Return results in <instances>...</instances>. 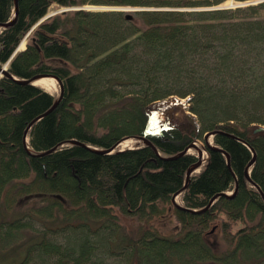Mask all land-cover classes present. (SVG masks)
Returning a JSON list of instances; mask_svg holds the SVG:
<instances>
[{
	"label": "trees",
	"instance_id": "1",
	"mask_svg": "<svg viewBox=\"0 0 264 264\" xmlns=\"http://www.w3.org/2000/svg\"><path fill=\"white\" fill-rule=\"evenodd\" d=\"M225 1L18 0L0 30V264H264V0L209 9ZM88 4L155 10L44 19ZM14 11L0 0V24ZM38 75L64 93L33 125L30 153L25 133L56 98L14 78ZM130 138L150 145L84 146ZM197 141L209 156L176 206ZM169 214L172 235L142 225L131 235L121 222Z\"/></svg>",
	"mask_w": 264,
	"mask_h": 264
},
{
	"label": "rangeland",
	"instance_id": "2",
	"mask_svg": "<svg viewBox=\"0 0 264 264\" xmlns=\"http://www.w3.org/2000/svg\"><path fill=\"white\" fill-rule=\"evenodd\" d=\"M257 1L260 0H254V1H250L251 3H255ZM246 2V1H245ZM244 2V3H245ZM249 2V1H248ZM247 3V2H246ZM239 5H244L242 1H236V0H226L225 2L221 3L220 5H216L213 6L211 8H222V9H231V8H236ZM84 8H86L87 10H108V9H125V10H134L136 8L134 7H130V6H108V5H93V4H88L85 5ZM60 8H52L50 10V13L56 12L58 11ZM2 28H0L1 30ZM24 43L22 45V47H24ZM54 94V93H52ZM167 108H159L156 110V112H154V114L156 115L155 121H158L160 123H162V116L167 112L166 111ZM188 113V112H187ZM165 124V122H164ZM205 139H207V141L209 143H211V135H205L204 136ZM121 148V147H120ZM194 149H199V152H202L203 154L206 152L203 148H204V143L202 141H197L195 143V145L193 144ZM195 153V152H192ZM197 155H200L197 153ZM201 157H203V155H200ZM201 165L196 166L195 168L191 169L192 172L194 173ZM229 195H232V191H229ZM175 202L177 203V205H182L183 201L181 199V196H175L174 198ZM122 225L125 228V230L130 233L131 235H136L137 234V230L139 226H144L145 228H154V229H158L159 231H161L163 234L166 235H172L177 233V231L179 230V224L176 220V218L173 216V214H169L167 217L165 218H156L153 219L152 221H138L137 218L135 217H124L122 220ZM212 243L214 242H222L221 239H210ZM99 257V256H98ZM45 262H48V258L45 257ZM99 261L102 264H123V262H125V259H123L122 257H110L108 255H100V259ZM103 261V262H102Z\"/></svg>",
	"mask_w": 264,
	"mask_h": 264
},
{
	"label": "water",
	"instance_id": "3",
	"mask_svg": "<svg viewBox=\"0 0 264 264\" xmlns=\"http://www.w3.org/2000/svg\"><path fill=\"white\" fill-rule=\"evenodd\" d=\"M17 2H18V0H15V13H14V16L11 18V20L9 21V22H7V23H3V24H0V28H6V27H8V26H10L13 22H14V20L16 19V16H17ZM259 2H262V1H259ZM80 9H83V7H72V8H62V9H59L58 11H56V12H53V13H49L44 19H46V18H49L50 16H53V15H55V14H57V13H60V12H63V11H69V10H80ZM108 10H118V9H108ZM121 10H125V9H121ZM140 10H146V9H134V11H140ZM43 19V20H44ZM9 73H8V71H7V65H5L3 68H0V76L1 75H8ZM41 77H52V76H48V75H38V76H36V77H34V78H32V79H29V80H18V79H16V78H14L16 81H20V82H24V83H28V84H33V85H36V84H34V81L36 80V79H38V78H41ZM54 77V76H53ZM54 78H56L58 81H59V84H60V94L58 95V96H56V101H55V103H54V105H53V107L49 110V111H47L45 114H43V115H41V116H39L38 118H36L30 125H29V127H28V129H27V131H26V133H25V139H24V143H25V146H26V148L28 149V151L30 152V153H33L30 149H29V146H30V132H31V130H32V127H33V125L36 123V122H38L44 115H46V114H48L54 107H56L57 105H58V103L61 101V99H62V97H63V93H64V86H63V83L61 82V80H59L57 77H54ZM208 136L209 135H211V136H213L214 135V133H209V134H207ZM140 140H142L144 143H145V145H150V142L147 140V139H145V138H140ZM206 141H207V139H206ZM71 144H80L78 141H71L70 142ZM66 145H69V143H63L61 146L63 147V146H66ZM120 145V143L117 145V146H114V147H112V148H110V149H95V148H92L91 146H89V145H86V144H84V146H86V147H88V148H90V149H92V150H95V151H98V152H101V153H105V154H113V153H117V152H122V151H124V150H122V149H118V146ZM195 145V144H194ZM191 147H193V144L191 145V146H189V148L187 149V151H189L190 149H191ZM212 148H213V146H211ZM133 149H136V148H133ZM202 154V152H200V155ZM200 157V161L198 162V164H196L193 168H195L196 166H198V165H201L202 164V162H201V156H199ZM227 159H228V155H227ZM253 162H254V160L251 162V164H253ZM193 168H191V169H193ZM189 170L188 172H187V175H186V184H185V186L183 187V189H182V191L180 192V193H182L186 188H187V184H188V182H189V180H190V177L192 176V170ZM248 177H250V175H249V173H248ZM180 193H177L175 196H177L178 194H180ZM235 194V191H234V193L232 194V195H228L227 193H221V194H219L218 196H216V197H219V196H223V195H226V196H228V197H231V196H233ZM263 195V198H264V194H262ZM216 197H214L213 198V200H212V202L215 200V198ZM174 202H175V200H174ZM211 202V203H212ZM176 203V202H175ZM210 203V204H211ZM184 209H187V208H184Z\"/></svg>",
	"mask_w": 264,
	"mask_h": 264
},
{
	"label": "bare ground",
	"instance_id": "4",
	"mask_svg": "<svg viewBox=\"0 0 264 264\" xmlns=\"http://www.w3.org/2000/svg\"><path fill=\"white\" fill-rule=\"evenodd\" d=\"M34 84L43 87L44 89H46L47 91L54 93L56 96H58L60 94V84L59 81L54 78V77H41L38 78L34 81ZM212 143V139L210 140ZM145 143L142 140H138V139H129V140H125L121 143L120 147L122 150H126V149H133V148H138V147H142ZM29 149L31 151H33V149H31V147L29 146ZM190 152H195V154L197 155L200 154L199 149H194L191 148ZM208 155L205 152L203 154L202 157V162L203 164L193 173V175H196L197 173H199L202 170V166L204 165L205 160L207 159Z\"/></svg>",
	"mask_w": 264,
	"mask_h": 264
}]
</instances>
